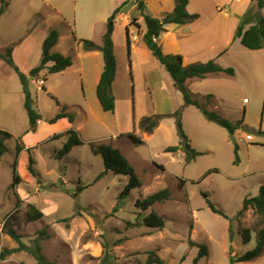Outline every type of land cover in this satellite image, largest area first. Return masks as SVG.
I'll list each match as a JSON object with an SVG mask.
<instances>
[{
    "label": "rangeland",
    "instance_id": "1",
    "mask_svg": "<svg viewBox=\"0 0 264 264\" xmlns=\"http://www.w3.org/2000/svg\"><path fill=\"white\" fill-rule=\"evenodd\" d=\"M39 3L34 0L26 9L16 6V14L13 13L6 27L0 29L1 52L17 43L31 19L38 20L33 18L32 12ZM81 6L75 7L77 14L87 11L85 5ZM60 28L65 35L68 33L66 25ZM44 34L43 29L34 31L27 43L29 51L16 53L22 66L27 54L35 65L39 64ZM123 34L120 28L116 37L122 39ZM69 41L72 43L71 39L67 40V46ZM242 49L240 58L244 68H238V78L245 90L237 101L243 106L234 114L232 111L222 114L232 122L243 119L237 135H230L222 126L207 120L195 106L182 105L181 94L180 98L171 94V100L160 103L153 100L145 92L146 85L138 68L132 72L126 70L121 59L113 88L115 111H103L95 94L91 63L69 50L70 56L75 58L73 68L53 74L44 70V85L39 84L38 78L29 79L33 106L43 123H48L59 111L51 96L66 105L74 116L72 127L82 143L62 156L59 152L66 136L50 137L64 129H59L60 126L52 130L40 124L38 132H27L29 120L20 80L5 61H0V130L11 134L4 140L6 149L0 156V252L5 247L17 246L1 231L3 221L12 213L13 227L27 245L33 244L40 230L48 234L41 241L42 251L53 264H146L151 251L163 259V264H193L199 247L191 246L190 240L208 248V255L200 258L198 264H230V255L252 249L256 231L263 224L252 209L240 216L238 212L243 200L257 195L264 182V170L259 169L264 164V148L260 147L264 136L257 133L260 126L264 128V61L260 53ZM83 62L86 69L82 73L78 67ZM163 71L166 82L171 81L167 70ZM208 95L211 94L196 97L212 108V101L206 98ZM178 109L189 144L200 153L192 159L185 150L165 151L167 146L180 143L173 115ZM154 114L164 116L149 135L139 128L138 122ZM128 134L140 136L144 143L133 144ZM2 136L0 133V138ZM17 137L32 148L18 153ZM90 143L119 148L135 169L141 187L119 199L127 177L110 170L105 172L101 155L91 151ZM30 158L32 163H29ZM14 163L21 181L12 188ZM162 188L171 191L168 200L154 203L145 211L136 207L137 199ZM204 194L227 217L213 212ZM30 204L43 212L42 218L27 220ZM151 209L164 217L162 229L143 225L142 218ZM246 227L252 230V237L248 243H243L241 230ZM0 264L37 263L29 253L19 251L0 259Z\"/></svg>",
    "mask_w": 264,
    "mask_h": 264
},
{
    "label": "trees",
    "instance_id": "2",
    "mask_svg": "<svg viewBox=\"0 0 264 264\" xmlns=\"http://www.w3.org/2000/svg\"><path fill=\"white\" fill-rule=\"evenodd\" d=\"M188 0H175L174 8L171 12L165 13L161 18L152 16L145 9V4L143 0H124L120 5H118L108 16L106 22V29L102 35L101 45H97L94 41L90 39H79L82 50L92 51L99 50L102 52L103 56V69L100 74V78L96 85V97L103 111L114 112L115 110V98L112 93V83L114 81L117 69L116 58L114 54V44L112 34L115 27L116 16L120 12H124L130 6L135 5V8L139 11V16L143 18L145 24V31L143 33L142 39L146 44L148 49L151 51L152 55L164 66V68L169 73L173 80L174 86L182 93L184 105L195 106L203 116L219 126L225 128L230 135H234L235 131L241 127L243 124V119L236 122H232L225 116H222L217 110L209 108L205 103L200 102L195 97V94L188 88L186 81L189 78L198 77L203 78L209 73L224 72L229 75H234V69L232 67H222L216 64L213 60L206 62H193L190 64L183 63V56L181 54H166L163 52L160 45L157 43V38L165 30V25L168 23L183 24L193 21L198 17L197 14H190L186 10V5ZM7 1L0 0V17L5 12L7 8ZM264 0H252L251 5L246 9V11L240 16L239 23L237 25L235 36L239 37L241 44L250 49L256 50L264 48ZM139 17L132 16L130 24L137 25L136 20ZM126 34L128 39V48H130L129 41V30L126 27ZM59 37V31L56 28H51L42 42V51L40 62L37 66L33 67L29 71L30 77H28L23 71L19 69L13 60L12 50L13 46H8L4 49V52L0 51V60L5 61L17 74L21 88L24 96L23 105L28 115L29 127L27 132L36 131L37 123L41 120L40 113L33 106V99L31 97V92L29 89V79L38 78L40 72L46 69L47 73L52 74L60 72L66 69L72 64V58L70 55H63L59 52H52L51 48L56 44ZM45 78V76H44ZM59 111L51 118L48 119V123H54L56 120L66 117L69 122H73L74 116L70 114L67 110V106L60 103V101L51 96ZM211 95L206 96L209 99ZM175 117V124L177 132L180 136L179 145H170L165 148L167 152H178L183 151L190 156V158H195L200 153L193 149L189 144L188 138L184 132L182 120H181V110L178 109L173 113ZM164 114H154L151 116L142 117L139 122V128L148 134L152 133L154 129L158 126L160 119ZM3 135L0 138V156L5 151L6 147L4 140L6 137H10L11 134L0 130ZM257 133L264 136V129L259 128ZM62 136H66V141L61 148L59 155H64L68 153L73 146L81 144L82 141L78 137V132L70 127L67 130L55 133L50 137V139H57ZM127 137L135 145L144 143V140L135 134H128ZM91 144V151L94 154L101 155L103 159V164L105 172L110 170L116 174H123L127 177V183L118 195L119 199H123L129 194V192L134 188H139L142 185L140 178L138 177L135 169L130 164L128 159L123 155L119 148L113 147L110 144ZM264 145V143H261ZM17 152L25 148L24 143L21 141V137H17ZM32 147L25 148L29 151ZM29 163H32V159H29ZM29 170L33 173L34 170L29 166ZM99 176L97 177V179ZM21 181V177L16 171V163L13 164V182L11 187L14 188L16 184ZM14 194L17 193L14 191ZM171 196V191L169 188H162L152 194L147 195L144 198H139L136 200V207L140 208L141 211H145L151 208L154 203H162L168 200ZM207 199V195L204 194ZM19 197L16 198L15 206L18 207ZM208 206L213 212L219 213L225 217L227 215L220 209L216 208L213 203L207 199ZM248 209H252L257 217L261 220L263 224L261 228L256 231L255 235V246L247 250L242 254L230 255V264H235L236 262H247L254 261L264 254V182L259 186L257 195L246 197L243 200L241 209L238 212V216L242 215ZM13 213L10 214L3 221L1 231L9 235L17 244V246L12 248L5 247L0 252V259H5V257L11 253L26 251L35 260L37 264H53L42 251V239L46 238L48 234L44 230L38 232V237L33 240L32 245H27L23 240L21 234L13 227L11 222V217ZM43 217V212L38 209L34 204L29 205V211L27 212V220L35 221ZM63 220H67L64 218ZM142 223L150 229H162L165 225V219L162 215L158 214L155 210L151 209L142 218ZM148 234H151L149 232ZM243 243H248L252 237V230L248 227L241 230ZM191 246H198L199 251L197 256L193 259V264H198V261L203 256L208 255V248L205 244H198L192 240L189 241ZM163 264V259L156 255L153 251L149 252L146 259V264Z\"/></svg>",
    "mask_w": 264,
    "mask_h": 264
},
{
    "label": "crops",
    "instance_id": "3",
    "mask_svg": "<svg viewBox=\"0 0 264 264\" xmlns=\"http://www.w3.org/2000/svg\"><path fill=\"white\" fill-rule=\"evenodd\" d=\"M6 1L8 5L5 12L0 17V29L6 27L7 21L13 16V13L16 14L17 5H22L24 9H26L28 7L26 5L34 0ZM39 1V6L34 8L32 12L33 18L37 17L38 20L35 19L34 21V19H31L26 24L25 28L22 30V37L13 46L12 56L14 62L19 69L28 76L29 71L38 64L35 65V62L30 60L29 55L27 54V56L25 55L23 57V61L21 62L23 64L22 66L16 58V53L21 50L24 52L29 51L27 43L29 36L32 35L34 31L43 29L46 33L43 36V38H45L51 28H56L59 31V37L56 44L51 48V51L59 52L63 55H70L69 50H72L79 59H86L90 62V66L92 65L93 67V84L96 94V85L104 64L102 52L99 50H82L79 39H92L97 45H101L102 35L106 29L108 16L124 0H111L109 2H104L103 0ZM143 1L146 11L152 16L159 18L165 13L171 12L175 5V0ZM251 3L252 0H188L186 10L190 14H197L198 17L191 22L183 24H166L165 30L161 32L156 40L164 53L181 54L183 56V63L186 65L193 62H206L213 60L216 64L222 67H232L234 69V75H229L224 72L209 73L203 78L193 77L186 81V85L195 94V97H204L207 94H211V97L209 98L213 103L211 109L217 110L221 115H227L225 113H228L229 111H232L234 114L243 106L238 103L237 99H239L240 95H242L245 90L244 83L238 78V68H244L243 61L240 58L244 52L242 49L244 46L241 44L240 38L234 36L240 16L246 11ZM78 4L82 5L81 7L85 5L87 11L82 14H77L75 12V7H77ZM71 10L73 12H71ZM262 11L264 14V8ZM132 16L139 17L137 25L130 24ZM61 25L67 26L68 33L66 35L62 32V28H60ZM126 27H128L129 30L130 48H128ZM120 28L124 31L122 39L119 38V36L116 37V32L119 31ZM73 29H76L75 33ZM144 31L145 24L143 18L139 16V11L135 8V5H132L124 12L117 14L112 34L114 54L117 63L116 75L112 83V93L115 101L116 96L113 88L118 78L120 59L121 63L125 66V69L130 72H132L134 68H138V73L141 75L146 85L145 92L151 96L153 100L156 99L159 103L171 100V94H176L177 98H180L179 96L180 94L182 96V93L174 86L172 79L171 81L166 82V75L163 71L164 66L152 55L151 51L143 42L142 36ZM70 39L72 40V43L70 44L69 41L70 45L67 46L66 41ZM63 45L66 47H62ZM253 51L257 54L260 53L261 60L264 61V48ZM74 65L75 58L73 57L72 64L66 69L60 71V73L66 72L73 68ZM90 66H87V68ZM78 69L82 73L85 71L86 65L84 62L80 64ZM44 70L46 69H43L38 77V80H44L43 85L46 82V76L44 78ZM49 87L52 89L51 85ZM245 100L246 97L243 98V101ZM182 105H184V100ZM243 109H245V106ZM238 120L240 119L234 120V122ZM73 122H69L66 117H62L54 123H43L39 120L35 132L39 131L40 124L47 128H52V130H56L58 129L56 127L62 126V128L59 129H64L63 131H65L72 127ZM259 128L264 129L262 126ZM238 133H240V128L235 131L234 135H237ZM144 139L146 140V138ZM261 143H264V140L261 141ZM24 146L25 148L28 147L25 143ZM260 147L264 148V145L260 144ZM260 167V170H264V164ZM247 262L248 264H257L258 262L259 264H264V254L254 261Z\"/></svg>",
    "mask_w": 264,
    "mask_h": 264
},
{
    "label": "built area",
    "instance_id": "4",
    "mask_svg": "<svg viewBox=\"0 0 264 264\" xmlns=\"http://www.w3.org/2000/svg\"><path fill=\"white\" fill-rule=\"evenodd\" d=\"M38 82H39V84H43L44 80L43 79H39Z\"/></svg>",
    "mask_w": 264,
    "mask_h": 264
},
{
    "label": "water",
    "instance_id": "5",
    "mask_svg": "<svg viewBox=\"0 0 264 264\" xmlns=\"http://www.w3.org/2000/svg\"><path fill=\"white\" fill-rule=\"evenodd\" d=\"M30 75L28 74V77H29Z\"/></svg>",
    "mask_w": 264,
    "mask_h": 264
}]
</instances>
